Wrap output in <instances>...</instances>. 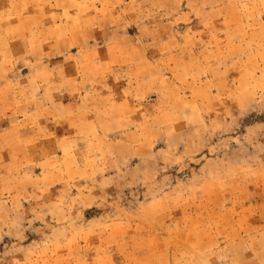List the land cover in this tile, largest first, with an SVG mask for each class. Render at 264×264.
Returning <instances> with one entry per match:
<instances>
[{"label":"rangeland","instance_id":"1","mask_svg":"<svg viewBox=\"0 0 264 264\" xmlns=\"http://www.w3.org/2000/svg\"><path fill=\"white\" fill-rule=\"evenodd\" d=\"M0 264H264V0H0Z\"/></svg>","mask_w":264,"mask_h":264}]
</instances>
